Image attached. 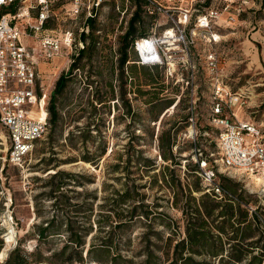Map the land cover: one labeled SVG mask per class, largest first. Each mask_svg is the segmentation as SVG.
Here are the masks:
<instances>
[{"label":"rangeland","instance_id":"1","mask_svg":"<svg viewBox=\"0 0 264 264\" xmlns=\"http://www.w3.org/2000/svg\"><path fill=\"white\" fill-rule=\"evenodd\" d=\"M82 1L85 6L77 17L69 15L70 2L55 4V16L44 31L57 38L72 32L81 49L79 44L86 46L80 39L81 31H87L86 20H95L97 47L86 52L57 97L59 125L53 129L48 123L46 134L17 164L9 161L10 141L0 125V264L14 248L39 264H82L76 262L79 255L83 264H170L174 244L185 236L186 199L199 204L201 196H209L193 191L204 188L200 152L202 160L214 166L221 187L236 191L234 197L243 200L240 209L251 222L256 220L252 230L259 231L252 233L253 241L264 239V185L224 171L217 148L219 129L210 121L213 92L221 84L232 95L244 97V103L233 108L237 120L264 126V0L148 2L137 32L167 40L161 44L164 63L140 65L134 43L128 64L145 69L126 70L124 77L118 70L120 38L136 6L131 0H103L98 7L95 0ZM210 12L217 16L201 28L199 18ZM181 31L184 41L177 42ZM167 32L175 36L164 39ZM38 37H24L22 42L41 53ZM76 46L50 60L38 59L36 91L40 95L42 88L47 102L59 76L68 73ZM212 55L216 66L210 65ZM143 72L152 76L154 85H148L150 76ZM151 94H157L159 102L146 104ZM159 140L172 162L162 161ZM103 146L106 153L100 156ZM146 160H154L155 166L143 167ZM58 172L59 178H53ZM125 191L132 199L118 206V194ZM118 207L126 214L137 209L124 228L112 232L101 216ZM43 228L47 231L39 239ZM11 229L14 236L7 243ZM73 234L83 238V246L69 243ZM106 240L111 244L103 247ZM93 244L97 249L88 254ZM116 254L120 256L114 258Z\"/></svg>","mask_w":264,"mask_h":264},{"label":"built area","instance_id":"2","mask_svg":"<svg viewBox=\"0 0 264 264\" xmlns=\"http://www.w3.org/2000/svg\"><path fill=\"white\" fill-rule=\"evenodd\" d=\"M67 1L71 3L69 15L77 17L85 6L82 0H0V125L7 132L10 141L9 161L14 164L20 163L32 152L34 143L42 139L48 129L47 96L42 94V88L40 95L36 91L38 59L50 60L61 50H73V46H76L72 32H65L59 38L44 34L45 26L55 16L52 13L53 6ZM146 1L150 3L153 0ZM102 2L95 0L94 6L98 7ZM31 12H36L34 18H31ZM216 16L215 12H210L199 18L200 27L207 28L208 20ZM187 17L185 14L183 19L186 21ZM174 36L172 32H167L164 39ZM24 37H38L41 53L25 46L22 42ZM181 40L184 41L182 31L177 42ZM143 41L151 47L145 59L138 49L139 42ZM163 42L167 40L155 37L135 41L138 63L144 66L162 65ZM79 46L83 48L82 44ZM75 48L77 52V46ZM210 60V65L214 66L213 55ZM242 98L238 94L232 95L221 84L213 92L210 121L219 129L217 148L220 166L224 171L255 178L256 182L264 185V126L237 120L233 108L244 103ZM43 112L45 116L40 117ZM199 157L202 163L199 176L206 188L204 193L216 200L225 198L227 193L219 183L214 166L206 163L208 160H202L201 152Z\"/></svg>","mask_w":264,"mask_h":264},{"label":"trees","instance_id":"3","mask_svg":"<svg viewBox=\"0 0 264 264\" xmlns=\"http://www.w3.org/2000/svg\"><path fill=\"white\" fill-rule=\"evenodd\" d=\"M134 5L136 6V10L129 20L128 28L123 36L120 38L121 46H119L118 54H119V62H118V70L122 77L125 75V71L129 70L131 73L137 69L141 68L144 70L143 66H137V64L129 65V49L133 48L135 41L140 39L147 38V32L143 31L141 33L137 32V25H141L143 22L141 13L144 6H147L149 3L146 0H131ZM94 11V8H92ZM92 13V12H91ZM95 20L93 16L87 18L86 20V33L84 30L81 31L80 39L83 45L86 46L81 49H78L77 53L72 56V63L68 70V73H62L57 81L55 82L54 89L51 93V97L49 102H47L46 106V113H47V122L49 125L54 129L59 125L60 121V114L59 110L56 107V100L57 97L61 96L64 92L69 75H72L73 71L76 70L78 67L79 61L83 58V56L88 51L95 50L96 39L95 32L96 29L94 27ZM46 27V26H45ZM90 31V32H88ZM90 39L87 43V39ZM129 65V66H128ZM144 75H148V85H154L155 81L153 80L150 74L143 72ZM132 75V74H131ZM131 81L134 79L132 75L129 77ZM126 81L124 80V84ZM123 89V85L121 87V91ZM137 94L140 96L145 95V92L141 90H137ZM152 96L149 98V101L146 104L153 105L158 101L157 94H151ZM127 103V102H126ZM172 102H170L169 106H171ZM129 107V114L131 113L130 105ZM49 115V118H48ZM188 118V117H187ZM186 118V119H187ZM87 133H90V125L86 128ZM37 142V141H36ZM159 150H161L160 157L162 161L167 162L173 161V158L170 155H167L162 152L163 149V142L159 140ZM35 144V143H34ZM169 144V141H168ZM172 145H170V148ZM100 156H103L106 153V147H101ZM142 152L138 151L140 155ZM155 166L154 160H146L144 162L145 168L152 169ZM116 168H119L117 166ZM60 173H56L53 178H59ZM60 186L57 187L59 189ZM227 193L225 198L221 200H217L213 198L212 195L204 193L206 188L199 189L193 188L194 192H203L204 194L209 196H201L200 203L195 204L196 200L194 198H190L189 200L186 199L185 205L183 207L184 218H185V236L181 240H178L173 247V254H172V264H211L209 261H218V264H264V239H257L253 241V232H258L257 228L253 229V222L255 223L256 220L253 219L251 222L248 219V214L245 213L242 209H240L242 205L241 198H235L234 193L236 191H231L229 188H223ZM231 191V192H230ZM128 192L125 191L124 193L118 194L119 199L118 206L124 204L127 199H132ZM189 194H191V190H189ZM176 197V195H174ZM127 198V199H125ZM214 200H213V199ZM178 201L175 200V203ZM194 204V205H192ZM187 206V207H186ZM134 208L131 212H126L121 208L118 207L117 210H111L110 214H103L101 219H105L106 225L111 228L112 232L115 229L124 228L129 221L134 217L135 210ZM243 211V212H242ZM236 212V213H235ZM236 214L239 216H236ZM104 221V220H103ZM236 221V223H234ZM116 223V224H115ZM260 223V222H259ZM100 224V223H99ZM256 226V224H255ZM71 227L69 231H71ZM228 229L231 230L228 232ZM47 231L46 228H43L39 231V239L44 238V234ZM229 234H231L229 236ZM72 235V234H71ZM74 239L69 238V243L74 244L76 247H81L84 245V240L81 236L77 234H73ZM223 236L226 237V241L223 240ZM264 236V234H263ZM261 243V245H260ZM109 241L106 240L103 242L102 246L107 247L110 246ZM3 244L0 241V250ZM70 245H66L62 251V255L66 251ZM96 246L93 244L88 251V254H92L96 250ZM261 251L260 254L257 256H251L255 251ZM119 254H116L114 258L119 257ZM203 257L204 260L202 262H195L194 257ZM249 258V260H248ZM208 259V261L206 260ZM71 259L67 260L70 261ZM76 262H82L83 259L79 255V258ZM97 262V261H95ZM41 261L38 259L34 262H29L28 257L22 256L19 252V248H14L9 251L7 257L3 264H39ZM170 263V264H171Z\"/></svg>","mask_w":264,"mask_h":264},{"label":"bare ground","instance_id":"4","mask_svg":"<svg viewBox=\"0 0 264 264\" xmlns=\"http://www.w3.org/2000/svg\"><path fill=\"white\" fill-rule=\"evenodd\" d=\"M169 33L171 34V32H169ZM138 49H139V51L142 53L141 56L145 59V58H147V57L149 56L148 53H149L151 47L149 46L148 43H145V42L143 41V42H139ZM55 62L57 63V62H59V61L56 60ZM174 108H175V106H173V107L170 108L169 110L171 111V110H173ZM44 116H45L44 112L40 114V117H44ZM256 183H257V182H256ZM13 236H14V234H13V230L11 229L10 232H9V234H8V236L6 237V242L9 243V242H10V239H12ZM2 255H3V253L0 254V257H1Z\"/></svg>","mask_w":264,"mask_h":264},{"label":"crops","instance_id":"5","mask_svg":"<svg viewBox=\"0 0 264 264\" xmlns=\"http://www.w3.org/2000/svg\"><path fill=\"white\" fill-rule=\"evenodd\" d=\"M40 64V63H39ZM39 64H38V66H39Z\"/></svg>","mask_w":264,"mask_h":264}]
</instances>
